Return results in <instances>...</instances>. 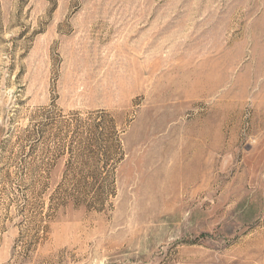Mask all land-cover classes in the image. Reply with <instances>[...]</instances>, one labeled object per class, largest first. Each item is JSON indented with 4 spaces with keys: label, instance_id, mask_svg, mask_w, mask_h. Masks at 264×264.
I'll use <instances>...</instances> for the list:
<instances>
[{
    "label": "rangeland",
    "instance_id": "rangeland-1",
    "mask_svg": "<svg viewBox=\"0 0 264 264\" xmlns=\"http://www.w3.org/2000/svg\"><path fill=\"white\" fill-rule=\"evenodd\" d=\"M0 264H264V0H0Z\"/></svg>",
    "mask_w": 264,
    "mask_h": 264
}]
</instances>
